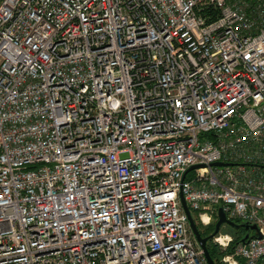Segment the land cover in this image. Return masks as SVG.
<instances>
[{
	"label": "built area",
	"instance_id": "2783aa9c",
	"mask_svg": "<svg viewBox=\"0 0 264 264\" xmlns=\"http://www.w3.org/2000/svg\"><path fill=\"white\" fill-rule=\"evenodd\" d=\"M182 196L264 264V0H0V264H207Z\"/></svg>",
	"mask_w": 264,
	"mask_h": 264
},
{
	"label": "water",
	"instance_id": "95a60500",
	"mask_svg": "<svg viewBox=\"0 0 264 264\" xmlns=\"http://www.w3.org/2000/svg\"><path fill=\"white\" fill-rule=\"evenodd\" d=\"M215 165H222V163L221 162H217V163H215ZM198 167H200V166L199 165H195V166H192L190 169H194V168H198ZM181 201H182V206L184 208V211L187 214L192 233H193L195 239L197 240V242L199 243L200 247L203 250L204 256H205L206 261H207V264H216L215 260L212 258L211 254L209 252L207 243H208V241L210 239H212L220 231L222 225L226 224V225H228V226H230L232 228H235V229L243 227L246 230H249V229L257 230V226L256 225H249V224H241V225H239L236 222L229 220L226 217V214L223 211V209L219 208V210H218V219H217V221L215 223L214 231L211 234L207 235V236H202V233H201V231H200V229L198 227V224H197L194 216L192 215L189 207L187 206L183 196L181 197ZM247 237L248 236H246V238Z\"/></svg>",
	"mask_w": 264,
	"mask_h": 264
},
{
	"label": "trees",
	"instance_id": "16d2710c",
	"mask_svg": "<svg viewBox=\"0 0 264 264\" xmlns=\"http://www.w3.org/2000/svg\"><path fill=\"white\" fill-rule=\"evenodd\" d=\"M199 229L201 228L200 225L201 223L197 222ZM215 229V224H211L210 226L206 227V230H201L202 236H205L207 234H211ZM245 234V231L243 228H239V229H233V235H234V241L232 242V244L230 245V247L226 250L221 252L220 249L213 243V239H210L207 243L209 252L212 256V258L215 260L216 264H224L221 259L222 256H224L225 254H229L232 252L233 248L235 247L236 244H238L242 238L243 235ZM240 264H245V262L243 260H240Z\"/></svg>",
	"mask_w": 264,
	"mask_h": 264
},
{
	"label": "rangeland",
	"instance_id": "374dc122",
	"mask_svg": "<svg viewBox=\"0 0 264 264\" xmlns=\"http://www.w3.org/2000/svg\"><path fill=\"white\" fill-rule=\"evenodd\" d=\"M200 229L201 230H206V227H204L202 224L200 225ZM233 229L234 228H232V227H230V226H228V225H226V224H224V225H222V227H221V230L222 231H226L227 233H230V234H233ZM234 236V235H233ZM214 243V242H213ZM219 249H220V251L221 252H223V251H226L227 249H225V248H223L221 245H219V244H217V243H214ZM227 254H225L224 256H222V259H221V261L223 262V258L226 256ZM224 263V262H223ZM224 264H226V263H224Z\"/></svg>",
	"mask_w": 264,
	"mask_h": 264
},
{
	"label": "bare ground",
	"instance_id": "6f19581e",
	"mask_svg": "<svg viewBox=\"0 0 264 264\" xmlns=\"http://www.w3.org/2000/svg\"><path fill=\"white\" fill-rule=\"evenodd\" d=\"M244 224H246V223H244ZM239 225H241V224H239ZM240 228H243V227H240ZM239 229V228H238ZM243 229H245V228H243Z\"/></svg>",
	"mask_w": 264,
	"mask_h": 264
},
{
	"label": "flooded vegetation",
	"instance_id": "af4514ba",
	"mask_svg": "<svg viewBox=\"0 0 264 264\" xmlns=\"http://www.w3.org/2000/svg\"><path fill=\"white\" fill-rule=\"evenodd\" d=\"M207 235H209V234H207ZM207 235H205V236H207Z\"/></svg>",
	"mask_w": 264,
	"mask_h": 264
}]
</instances>
